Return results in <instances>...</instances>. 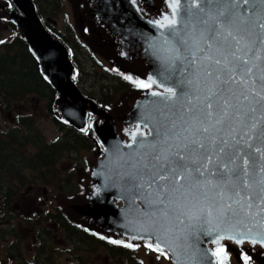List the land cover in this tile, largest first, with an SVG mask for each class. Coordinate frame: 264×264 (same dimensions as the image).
<instances>
[{
  "label": "water",
  "instance_id": "1",
  "mask_svg": "<svg viewBox=\"0 0 264 264\" xmlns=\"http://www.w3.org/2000/svg\"><path fill=\"white\" fill-rule=\"evenodd\" d=\"M73 1L76 2V12H79L76 20L79 22V33L85 36L84 40L93 41L95 48L99 44L98 49L102 47L107 56L112 54L114 63L125 68H119L123 74L147 81L151 86L128 93L127 103L123 104L121 98L117 108L87 97L75 80L77 66L69 46L46 25V22L55 25L57 21L51 20V17L45 21L34 0H0V16L9 19L17 27L37 60L43 78L54 89V107L60 120L79 132L87 133L95 144L90 170L83 176V196L78 200L73 198L64 201L69 216L100 234L133 243L148 242L156 246L155 236L150 241L149 235L157 231L163 235L167 230L164 238L170 243H161L159 246L169 254L172 264H219L218 256L213 253L218 247L215 240L220 235L225 237L221 244L227 248L241 244L264 247V213L257 214L255 207L251 214L242 213L230 221L221 222L214 213L211 228L205 225L202 229L195 221L188 227L186 217H181L183 224L176 220V203L168 205L167 217L162 216L161 209L165 205H149L143 198L151 191L149 199L155 200L156 192L152 189L137 190L133 184L138 181L131 180L130 174H138L142 167L141 157L151 153L149 145L157 140L156 130H160L162 138L173 120L177 123L176 131L183 124L180 116L184 113V107L180 102L161 103L163 98L152 94L164 93L169 87L175 88L176 81L182 78L181 70L186 68L184 75L189 78L193 71L187 61L179 59L174 66H169L170 58L176 54L167 49L176 47L181 57L185 55L184 47L178 41L164 43L165 37L171 41L169 21L177 22L176 27L181 30V34L191 32L193 25L198 32L204 27L217 26L212 18L216 16V11L209 14L205 0ZM189 8L195 14L191 20ZM239 11L251 18L242 27L249 26L253 21L258 24L248 4L241 5ZM203 21H208V24L205 25ZM254 31L259 34L261 29L257 26ZM140 58L141 66L135 62ZM164 77L170 79L165 80ZM254 95L252 93L249 96L251 103L242 97L240 103L243 110L256 107L257 111L249 115L258 121L264 112L252 100ZM187 118V114H184V119ZM252 122L249 120V123ZM141 141L146 145L144 148H139ZM159 147L157 144V149ZM146 159H150V155ZM184 203L181 198L180 204ZM191 203L194 202H189V206ZM215 228L220 231H212L211 235L204 230ZM229 236L233 238L229 239ZM260 263L264 264V257Z\"/></svg>",
  "mask_w": 264,
  "mask_h": 264
},
{
  "label": "snow or ice",
  "instance_id": "2",
  "mask_svg": "<svg viewBox=\"0 0 264 264\" xmlns=\"http://www.w3.org/2000/svg\"><path fill=\"white\" fill-rule=\"evenodd\" d=\"M244 4L253 10L258 24L253 21L242 27L251 19L239 11ZM205 5L209 14L213 10L217 13L212 17L217 24L215 28L204 27L197 32L193 25L191 32L181 34L177 22L171 20L168 24L171 41L164 38L165 44L178 41L184 47L183 57L179 48L167 49L176 54L170 58L169 66H174L177 59L187 61L193 68L191 78L184 75L185 68L175 88L152 93L163 98L161 103L180 102L184 107L180 116L183 124L176 131L177 123L173 120L162 138L157 129V140L149 145L151 153L141 157L143 164L139 173L130 174L132 181H138L133 184L137 190L156 192L155 200L149 199L151 191L143 198L149 205H165L162 216L167 217L168 205L176 203V220L183 224L181 217H186L188 227L195 221L202 229L205 225L211 228L214 213L221 222L240 217L242 213L249 215L253 207L257 214L264 213V116L255 120L249 113H255L256 107L243 110L240 103L241 97L249 101L254 93L252 100L264 112V0L251 3L250 0H205ZM188 15L189 20L195 15L190 8ZM203 23L207 25L208 21ZM257 26L261 29L259 34L254 31ZM145 146L141 141L139 148ZM149 155L150 159H146ZM181 198L185 201L183 205ZM189 202L194 203L189 206ZM204 230L209 235L220 231L218 228ZM166 234L167 230L163 235L159 231L149 235L150 241L155 236L156 251H163L161 243H170L164 238ZM224 238L223 235L216 238L218 248L213 255L224 252L221 244ZM147 246L153 248L152 243Z\"/></svg>",
  "mask_w": 264,
  "mask_h": 264
},
{
  "label": "rangeland",
  "instance_id": "3",
  "mask_svg": "<svg viewBox=\"0 0 264 264\" xmlns=\"http://www.w3.org/2000/svg\"><path fill=\"white\" fill-rule=\"evenodd\" d=\"M36 1L39 5V14L41 16H43V18H46L47 16H49V17H51V20H53V18H55V21H57V22H55V26H54L55 28H53V31L57 34V36H59V38H61V40H62V37H61L62 34L69 38L70 31L72 30L71 26H69L70 24L75 25V34H77V29L79 28V22H77L76 20H77V14H79V12H76V10L73 8L72 0H69V5H67V7H66V4H63V2H60L59 5L54 4L56 2L54 0H47V1L36 0ZM0 12H1V10H0ZM48 12H51V13L49 14ZM148 15H150V13ZM0 18H1V16H0ZM83 18H84V16H83ZM6 19H3V21H0V42L10 39L15 35V33H18V29L15 26H13ZM51 26H53V25H51ZM79 32H80V30H79ZM74 37H73V40H74ZM84 37L85 36H81V39L84 40ZM70 40H71V38H69V40H68L69 42L67 43L63 39V42H65L67 45L72 44L76 48V58H77L76 61L77 62H75V65L76 66L78 65V70H77V73L75 76V80L78 82V85L81 88V91L87 97H91V98H94L97 101H99V100H101V94L103 92V90H101V92H100V86L101 85L111 86L112 87L111 95L114 94V96L112 95L113 100L111 101V104H104V105L113 106L114 108H117L121 104V101H119L121 98H123V100H122L123 104H126L128 98H129L128 93L131 94V92H133V90H131L130 86L128 89H126V88L123 89V86H121V78L119 76V72L114 71L113 68L111 67V65L115 66L116 70H118V71H122V70H119V68H121L123 70H125V68L122 66H119L118 63H114L115 60H113L112 54H111V56H107L105 54V52H103L102 47H101V50H99L98 49L99 44H97V42H95V44H97V48H95L93 41L89 42V40H87V42H85V44H88V46L91 49V50H89L87 48V46L84 47L83 40H81V43L79 42V44L77 42V45L75 42H70ZM71 48H73V46L70 47V50H72ZM75 48H73V50H72L73 52H75ZM30 53L32 54V52H30ZM111 60H113V63L111 62ZM136 60L138 61V59H136ZM95 66L97 67L96 69H94ZM81 69H82V72H79V70H81ZM114 72H116L117 76H119V80H118V77L115 76ZM103 73H105V80H106V82H104V83H103L102 77L100 75ZM107 76L109 77V79H106ZM135 78H131V80H129V85L136 83ZM119 86H121V89ZM115 88H117V89L115 90ZM129 90H131V92H129ZM116 91H117V93L115 94ZM133 95H134V93H133ZM100 103L103 104L102 102H100ZM25 105H29L28 107H30V109L27 110V108H22L23 110H21V114L25 111H30V115H33V132H37V128H38L41 131L39 133H42L44 135V137L46 138V140L51 141V142L53 140H59L61 137H63L65 135L61 131L58 130V126L53 121V118H52L53 115L48 112L46 103L43 100V98H41L39 100H35V98H33V100H31V102H26ZM12 110H13V108H9V111H4L3 109L0 110V129H3V132H6L9 127L14 126L13 117L16 116L17 112L12 111ZM55 112H57V109H55ZM59 122H61V121L59 120ZM69 127H72V125ZM77 130H75V132H77ZM33 132L28 133L29 136L27 139H29L28 144H30V145H32V142L34 141V140L33 141L31 140V138L33 136ZM77 133H79V132H77ZM69 134H71L70 130H69ZM15 135H17V134L15 133ZM67 137H69V136H67ZM45 138H43V140ZM87 138L89 139V136H87ZM15 139H17V137H15ZM90 141H91V139H90ZM28 144H27V146H28ZM93 146H94V144H93ZM17 150H20V148L18 149V146H17ZM94 151L95 150H93V148L91 150H89L88 148L87 149L78 148V150H74V149L71 150V153H67V152L63 153L62 156L58 159L59 161L53 167H51V165H49V168H51V169L49 170L50 174H49V172H47L48 178L53 180V183L56 181V183L58 185H60V182H61V185H62V183L65 184V182L67 180V178H65V176L70 177L69 173H70V169L72 167L71 164L73 163V160H71V158H72L71 155L76 156V157H73L75 159V164H73V166L77 167V172H78L79 168L82 169L84 167L81 163L82 162L81 159L83 157H85L86 160H92V158L94 156ZM11 152H13V150H11ZM11 152H9V158H11ZM18 152H20V151H18ZM13 154H15V153L13 152ZM26 155H27V150H23V152H21V157L26 156ZM0 156H1V158H0V162H1V160L3 159V152H1ZM78 157L80 158L79 160H78ZM13 158H14V156H13ZM84 162H85V160H83V164H85ZM65 169H67V170L69 169L68 172ZM21 170H22V168L20 166L18 171H21ZM45 170H47V166H45ZM88 171L89 170H87V174H88ZM37 172H39V171H37ZM66 172H67V174H66ZM77 172L75 173V178L77 177ZM33 174H35V173H33ZM28 175H27V178H28ZM60 178L61 179L65 178V180H63V182H62V181H60ZM46 179L47 178H45V180ZM67 182H68V187H69V190H67V193H70V195H65L64 192L63 193L60 192L59 193L60 195L57 197L56 201L51 200V201H53L52 202L53 207L59 206V207L66 210V208L64 207V201H66L67 199H73V198H77L79 196L80 197L83 196V194H82L83 187L82 188L79 187L76 190H72L73 189L72 187L76 186V183L73 181H67ZM41 183H42V181H41ZM77 186H79L78 182H77ZM61 191H63V190H61ZM72 193H75V194H72ZM21 198H23L22 194H21ZM25 200H27V196H25ZM47 204H48V202H47ZM28 239L29 238H27V242H28ZM9 240H11V236H9ZM24 242H25V240H23V242H21V245H19V248L18 249L16 248V250L11 249L12 246H9L10 247L9 248V255L11 257L13 256L12 259H10V257H9V259H10L9 263L21 264V262L25 261V259L22 256H24L25 258L32 259L30 246L27 242H25V243ZM60 244H61L60 241H59V243L54 242L55 246H58V245L60 246ZM143 244H144L143 246L142 245L133 246V248H131V250H130V253L127 251L125 254H123V256L118 257L114 261L109 258L108 252L106 250H104V247H102V249L96 248V250L91 254L88 253L87 251H85L83 256H82L84 258L82 259V261L78 260V262H80V264H105L106 262L104 263V261L110 260L109 262H107V264H159V263L172 264L171 260H168V261L164 260L167 258H163L162 256L154 253L147 246L146 243H143ZM7 245H8L7 241L4 240L3 237L1 238V235H0V257H3V258L8 257V255L5 254ZM237 247H247V248H250L253 250H258V251L264 250L260 246H253L250 244L233 245L229 248H237ZM39 253L42 256H41V258H39V262L34 263V264H74V262H75L74 260H72L73 255L68 254L69 252L67 254H64V253L55 254V253H53L52 259L49 258L50 261L49 260L44 261L42 259L43 256H47L46 253H48V255H49V251L43 250L42 252H39ZM231 253H232V251H231ZM50 257H51V253H50ZM229 259H230L229 260L230 264H241L232 255L229 256ZM6 263H2V264H6ZM9 263H7V264H9ZM255 264H259V263L255 262Z\"/></svg>",
  "mask_w": 264,
  "mask_h": 264
},
{
  "label": "flooded vegetation",
  "instance_id": "4",
  "mask_svg": "<svg viewBox=\"0 0 264 264\" xmlns=\"http://www.w3.org/2000/svg\"><path fill=\"white\" fill-rule=\"evenodd\" d=\"M60 2L66 4V7L69 5V0H57L54 4L59 5ZM72 5L75 9L76 2L73 0ZM0 21H3V19L0 18ZM71 27L74 36L77 39L82 40L78 33L75 34V28L73 24H71ZM13 120V124H15L17 122L16 116L13 117ZM1 132L3 133V129H0V133ZM24 149L28 151V154L27 156H23V158L25 157L28 159L30 155L35 152V150L39 149V146L32 143V145H26ZM14 153L15 154L11 153L12 158L15 155L21 157L18 151H15ZM5 156L9 157V154ZM32 157H34V154H32ZM26 159L22 161L14 159V161L1 160L0 162V235L3 234L4 229H7L5 231H10L8 236L3 238L8 244L5 251V254H7L8 257H0V264L6 262L9 263L10 259H12V257L9 255V246H11V244L14 246L11 249L16 250V248H19V245H21L23 240L27 242V238H29L27 243L31 249L32 259L25 258L21 255L26 260L27 264L38 263L39 258L42 256L39 252H42L43 250L49 251V255L46 253L47 256L42 257L44 261H50V259H52L53 253L67 254L68 252V254L73 255L72 260H74L76 263L78 260L82 261L84 258L82 256L85 251L91 254L96 250V248H98L96 245L92 244L90 238L84 240L83 234L92 236L91 232L89 231H92V229L85 227L84 225L72 219L65 209L59 206L53 207L52 202L57 200L60 192H64L65 195H70V193H67V190H69L67 181H73L76 183V186L72 187V190H76L79 187L82 188L81 184L84 175H82V173L85 172L87 163L84 162L85 164H83V162H81L84 167L82 169L78 167L79 170L77 172V167L73 166L75 161H73L69 173L71 178L65 176V178H67L65 184L62 183L61 185L60 182V185H58L56 181L53 183V180L49 179L47 176V172H49L51 169L49 168V165H51L49 161L44 163H30V161ZM30 164H34L36 166H32ZM20 166L22 170L18 171ZM45 166H47V170H45ZM76 172L77 177L75 178ZM73 173L74 175H72ZM45 178L47 179L45 180ZM65 178H60V181L63 182ZM77 182L79 183V186H77ZM21 194L23 198H21ZM25 196H27V200H25ZM9 236H11V240H9ZM59 241L61 242L60 246H55L54 242L59 243ZM229 254L233 256L231 252H229ZM158 255L162 256L163 258H167L164 260H169L168 256L163 251H159ZM247 256L249 255L243 254V257L240 259L241 264H244L245 260H247V264H249V261L251 260Z\"/></svg>",
  "mask_w": 264,
  "mask_h": 264
},
{
  "label": "trees",
  "instance_id": "5",
  "mask_svg": "<svg viewBox=\"0 0 264 264\" xmlns=\"http://www.w3.org/2000/svg\"><path fill=\"white\" fill-rule=\"evenodd\" d=\"M48 13L50 14L51 12ZM61 37L67 43L69 42V38H71L70 42H75L76 45L78 42L79 44V41H77V38L74 37L72 30L70 31L69 38L63 34ZM69 46H73V48H75L72 44H70ZM73 48L71 49L73 50ZM72 57L75 62H77L76 48L75 52L72 51ZM96 68L97 67L95 66L94 69ZM79 72H82V69L79 70ZM114 74L116 77H118V80L120 76L121 86H123V89H128L129 86L132 85H129L128 79L122 77L121 75L117 76L116 72H114ZM100 75L102 77L103 83L106 82L105 73ZM106 79H109V77L107 76ZM121 86H119L120 89ZM116 89L117 88H115V90ZM101 90H103V92L101 94V100L99 101L103 104H111L114 96V94H112L113 96L111 95L112 87L101 85L100 92ZM116 93L117 91L115 92V94ZM54 95L55 92L53 88L49 83L45 81L42 74L40 73L38 63L35 60L34 56L30 53L25 41H23L17 34H15L12 38L0 42V110L3 109L4 111H9V108H13L12 111H16L18 113L17 122L14 124V126L9 127L6 132L0 133V151L3 152L2 160L14 159L22 161L26 159L25 157L23 158L16 155L14 156V158H9L5 155H8L11 150H13V152L20 151L19 153L21 155V152H23V150H26L24 149V147L29 143V139H27L29 136L28 133L33 132V115H30V111H25L21 114V110H23L22 108H27V110L30 109V107H28L29 105H25V103L31 102L33 98H35V100L43 98L46 103L48 112L53 115L52 118L55 124L58 126V130L65 135L59 140H53L51 142L47 141L44 135L42 133H39L41 131L37 128V132H33L32 137L35 140L32 143L39 146V149L35 150V152L32 153L34 154V157H32V154L30 155V159L40 163L49 161L51 167H53L65 152L71 153V150H78V148H88L89 150L93 148L92 142L87 138L85 134L75 132V129L73 127H69L56 119L53 107ZM69 130L71 131V134H69ZM15 133L17 135H15ZM15 137H17V139H15ZM43 138L45 139L43 140ZM17 146L18 149L20 148V150H17ZM71 156V160L75 161L73 157L76 156ZM79 159L80 158L78 157V160ZM83 160L86 161V158L83 157L81 161L83 162ZM72 175H74V173ZM5 230L7 229H4L3 234L1 235L3 238L8 236V233H10V231ZM91 234L92 236L83 234L84 240L90 238L92 244L96 245L98 249H102V247H104V250L108 252L109 258L111 260L114 261L127 252V250H125L121 244H113V242H109L110 240L102 238L93 232H91ZM11 246L14 247L13 244ZM109 261L110 260L104 261V263L106 262L105 264H107V262ZM21 264H27L26 260L24 262H21ZM75 264H80V262H77Z\"/></svg>",
  "mask_w": 264,
  "mask_h": 264
},
{
  "label": "bare ground",
  "instance_id": "6",
  "mask_svg": "<svg viewBox=\"0 0 264 264\" xmlns=\"http://www.w3.org/2000/svg\"><path fill=\"white\" fill-rule=\"evenodd\" d=\"M62 41H63V38H62ZM135 62L139 65V63H141V58L137 61V60H135ZM140 66H141V64H140ZM122 77H123V74H122ZM133 86H135V84L133 85ZM135 91V90H134ZM32 141L33 140H35V139H33V137H32V139H31ZM31 157H29L28 159H26V160H28V161H30V163H32V162H36L35 160H32V159H30ZM30 165H32V166H36V165H34V164H30ZM35 169H37V168H35Z\"/></svg>",
  "mask_w": 264,
  "mask_h": 264
}]
</instances>
